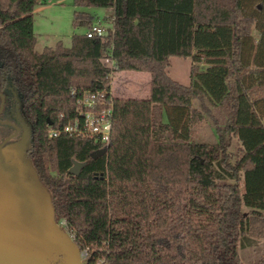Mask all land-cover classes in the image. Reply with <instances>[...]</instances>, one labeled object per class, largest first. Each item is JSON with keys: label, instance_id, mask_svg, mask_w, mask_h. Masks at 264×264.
Here are the masks:
<instances>
[{"label": "trees", "instance_id": "obj_1", "mask_svg": "<svg viewBox=\"0 0 264 264\" xmlns=\"http://www.w3.org/2000/svg\"><path fill=\"white\" fill-rule=\"evenodd\" d=\"M43 5L0 0V69L30 125L28 158L55 221L86 264H243L238 249L264 238V0H73L74 29L96 19L79 9L97 7L111 10L112 31L37 52L33 13ZM107 53L115 74L148 75L149 91L114 96L107 152L92 159L104 145L48 138L47 124L70 120L72 88H109ZM172 57L192 58L189 85L168 75ZM204 121L216 142L194 141Z\"/></svg>", "mask_w": 264, "mask_h": 264}, {"label": "water", "instance_id": "obj_2", "mask_svg": "<svg viewBox=\"0 0 264 264\" xmlns=\"http://www.w3.org/2000/svg\"><path fill=\"white\" fill-rule=\"evenodd\" d=\"M27 128L17 142L0 145V264H86L79 246L55 221L50 194L28 158ZM106 152L107 147L90 157ZM82 166L75 162L68 173L75 176Z\"/></svg>", "mask_w": 264, "mask_h": 264}, {"label": "rangeland", "instance_id": "obj_3", "mask_svg": "<svg viewBox=\"0 0 264 264\" xmlns=\"http://www.w3.org/2000/svg\"><path fill=\"white\" fill-rule=\"evenodd\" d=\"M45 5L40 6L39 10L33 15V31L36 38L35 50L41 52L45 47H54L57 42H62L65 47H70L71 36L73 33L85 32V27L74 29L72 26L73 0H44ZM79 11H84L95 15L96 19L93 24H99L104 29L110 30L111 24L106 18L109 10L104 8L89 7L81 8ZM192 58H176L169 59L167 67L168 75L175 81L182 85L190 83V66ZM203 64H199L200 69H204ZM113 95L123 98H144L148 93V78L145 75L134 73H118L112 79ZM193 106L198 107V103L193 101ZM214 112V111H213ZM194 141L202 143H214L216 137L212 124L209 121H204L197 124L194 128ZM232 155V162L237 159L239 155L236 141L232 140V145L228 149ZM247 212L246 209H244ZM64 222L59 223L64 226ZM86 256V252H81ZM264 253V238L257 241L253 246L238 249V255L243 264L253 263ZM85 258V257H83Z\"/></svg>", "mask_w": 264, "mask_h": 264}, {"label": "built area", "instance_id": "obj_4", "mask_svg": "<svg viewBox=\"0 0 264 264\" xmlns=\"http://www.w3.org/2000/svg\"><path fill=\"white\" fill-rule=\"evenodd\" d=\"M111 31L112 28L106 30L99 24H93L86 30L85 34L87 38H101ZM103 62L111 71V84L109 88L95 91H77L72 88L70 96L74 97L75 107L71 118L63 126L53 127L52 125H48V138H57L61 135L81 137L98 142L104 145L103 148L108 147L113 122L114 95L112 79L116 75L117 63L112 58L111 53L105 54ZM83 257L85 260L86 256Z\"/></svg>", "mask_w": 264, "mask_h": 264}, {"label": "flooded vegetation", "instance_id": "obj_5", "mask_svg": "<svg viewBox=\"0 0 264 264\" xmlns=\"http://www.w3.org/2000/svg\"><path fill=\"white\" fill-rule=\"evenodd\" d=\"M21 101L6 73L0 69V145L12 144L28 130Z\"/></svg>", "mask_w": 264, "mask_h": 264}, {"label": "crops", "instance_id": "obj_6", "mask_svg": "<svg viewBox=\"0 0 264 264\" xmlns=\"http://www.w3.org/2000/svg\"><path fill=\"white\" fill-rule=\"evenodd\" d=\"M44 6V5H43ZM40 8H36L35 10H34V12L35 11H37V10H39ZM33 15H34V13H33ZM111 10H109V13H108V15H107V17L106 18H108L109 19V23L111 24V26H112V20H111ZM134 74H141V75H145L147 78H148V85H149V77H148V75H146V74H144V73H134ZM179 83V82H178ZM189 85V84H188ZM148 91H149V87H148ZM148 96V93H147V95L144 97V98H146Z\"/></svg>", "mask_w": 264, "mask_h": 264}]
</instances>
